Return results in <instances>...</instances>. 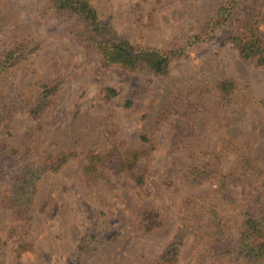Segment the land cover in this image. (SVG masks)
Segmentation results:
<instances>
[{"label":"rangeland","instance_id":"374dc122","mask_svg":"<svg viewBox=\"0 0 264 264\" xmlns=\"http://www.w3.org/2000/svg\"><path fill=\"white\" fill-rule=\"evenodd\" d=\"M225 1L92 0L120 36L164 52L188 43ZM254 2L246 0L235 18ZM0 18L8 27L0 46L15 53L29 43L0 75V98L16 104L5 111L0 148L21 168L66 156L43 171L25 210L0 180V264H264L220 257L207 241L216 208L233 220L235 237L249 203L264 209V109L257 105L264 69L241 56L229 38L233 27L192 44L156 75L143 66L101 69L84 22L43 0H0ZM223 81L235 91L225 106ZM48 82L59 89L35 117L37 85ZM208 164L236 175L232 203ZM197 166L207 174L197 178ZM194 224L196 233L184 229Z\"/></svg>","mask_w":264,"mask_h":264},{"label":"trees","instance_id":"16d2710c","mask_svg":"<svg viewBox=\"0 0 264 264\" xmlns=\"http://www.w3.org/2000/svg\"><path fill=\"white\" fill-rule=\"evenodd\" d=\"M43 1L49 5L50 9L77 17V19L84 22L89 34L87 46L99 56L101 69L119 67L125 71L135 72L143 66L149 68L156 75L166 74L173 57L184 55L187 49L194 43L213 39L215 32L223 27H233L229 38L238 47L241 56L246 60H256L257 64L264 69V18L261 7L264 5V0H255L247 8L246 16L240 19H236L235 16L246 0H226L217 8L212 18L197 29V34L188 39V43L170 52L168 50L164 52L150 46H139L129 39L120 36L110 22L100 20L98 10L92 0ZM260 1L262 3H259ZM7 30V25L0 18V44L7 39ZM6 44L0 46V49H4L0 51V75L9 67H12L17 60L21 59L25 51L29 49V43L19 44L15 53L14 51L9 52L6 51ZM16 56L17 59H14ZM59 85V83L54 82L37 85V100L31 109L35 117L41 114L48 101L57 93ZM107 90L108 96L111 98L116 97L117 94L113 89ZM234 92V84L232 82L223 81L218 86V93L223 99H227L224 106L231 102L230 99L232 100ZM32 96H34L33 91L30 92L28 99H25L23 95L24 99L22 102H25V105L29 106ZM2 99L0 98V126L6 120V109L16 105L14 104L15 101L11 104V102H5ZM257 105L264 109V99L258 101ZM16 151L18 152L17 149ZM65 160L66 156L62 155L54 159L50 165L47 163L45 166H42L36 162H32L27 163L26 166L21 168L20 164L16 166L9 164L5 148H0V180L10 182L12 186L14 194L10 202H15L20 210H25V208L30 206V201L35 196L36 188L43 175V171L46 168L54 171ZM137 160V157H135L132 163L133 167ZM19 163L21 162L19 161ZM207 167H211V170H214L212 174H217L219 178L216 188L219 194L224 197L225 204L232 203L233 199L229 185L236 175L234 173L223 174L221 167L217 169L210 164ZM247 167H249V163L243 161L241 168ZM194 170V175L197 178H200V175L207 174V169L201 171V167L198 166ZM139 180L140 178L137 179V181ZM241 221L240 231L237 232L236 238L233 220L216 208L209 218V223L215 228L207 234L209 236L207 241L210 242L212 250L220 257L233 259V255L238 254V256L247 261L264 262V209L255 211L252 203H249ZM184 229L187 232L191 229L193 233H196L197 227L196 224H194V227L185 225ZM183 237L184 234L182 233L176 237L171 251L168 252L169 254H173V256L177 254L175 246L178 243L181 244Z\"/></svg>","mask_w":264,"mask_h":264}]
</instances>
